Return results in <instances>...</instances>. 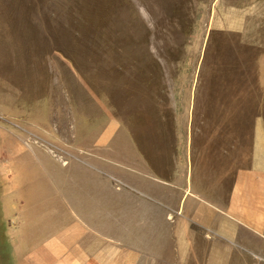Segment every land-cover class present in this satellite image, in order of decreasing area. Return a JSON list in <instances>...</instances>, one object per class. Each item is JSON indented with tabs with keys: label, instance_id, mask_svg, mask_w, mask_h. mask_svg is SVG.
I'll return each instance as SVG.
<instances>
[{
	"label": "rangeland",
	"instance_id": "374dc122",
	"mask_svg": "<svg viewBox=\"0 0 264 264\" xmlns=\"http://www.w3.org/2000/svg\"><path fill=\"white\" fill-rule=\"evenodd\" d=\"M217 11L218 0H0V264H25L34 214L59 209L63 224V199L88 208L82 189L101 172L122 190L188 185L209 200L212 186L223 204L254 121L264 128V88Z\"/></svg>",
	"mask_w": 264,
	"mask_h": 264
},
{
	"label": "crops",
	"instance_id": "0c3cea01",
	"mask_svg": "<svg viewBox=\"0 0 264 264\" xmlns=\"http://www.w3.org/2000/svg\"><path fill=\"white\" fill-rule=\"evenodd\" d=\"M217 12V28L223 31L227 46V39L237 36L245 66L251 62L245 50L250 53L253 50L255 71L262 65L260 77L264 88V60L259 62L257 54V48L264 44V0H218ZM226 64L229 68V59ZM256 85L255 80L254 92ZM249 88L252 87L246 91L250 92ZM107 131L108 128L100 134L101 147L109 139ZM249 152V164L235 171V180L223 204L210 195L212 186L206 193L209 200H203L188 185L180 189L162 183L171 189L165 191L154 183L137 181V190L127 185L122 190L108 181H118L116 178L101 172L104 181L82 189L81 204H88V208L79 209L80 203L76 202L72 208L63 199L71 215L67 222L62 224L59 209L45 211L46 205V218L44 213L41 217L34 214L32 221L26 222L37 233H31L23 246L27 251L24 262L264 264V128L261 121H254ZM201 230H205L200 233L204 246L197 242Z\"/></svg>",
	"mask_w": 264,
	"mask_h": 264
}]
</instances>
